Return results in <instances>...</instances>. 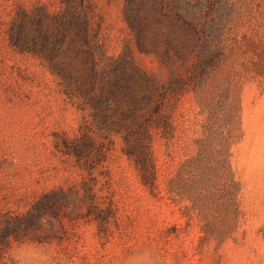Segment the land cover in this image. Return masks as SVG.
Returning <instances> with one entry per match:
<instances>
[{
	"label": "trees",
	"instance_id": "16d2710c",
	"mask_svg": "<svg viewBox=\"0 0 264 264\" xmlns=\"http://www.w3.org/2000/svg\"><path fill=\"white\" fill-rule=\"evenodd\" d=\"M221 8L215 0H124L130 38L112 55L95 0H39L16 7L7 29L10 43L42 59L82 112L77 132L56 131L54 145L84 174L71 186L40 194L25 211L0 210V264H8L13 242L48 241L52 219L62 229L66 218L111 222L117 207L112 199L102 201L95 185L96 172H107L116 136L155 188V138L174 136L176 110L188 91L195 92L206 116L194 154L180 162L168 191L183 204L188 223L198 219L201 245L235 238L245 216L232 160L242 137L241 107L237 98L233 111L231 81L221 77L231 57ZM137 51L156 58L166 75L144 67Z\"/></svg>",
	"mask_w": 264,
	"mask_h": 264
},
{
	"label": "rangeland",
	"instance_id": "374dc122",
	"mask_svg": "<svg viewBox=\"0 0 264 264\" xmlns=\"http://www.w3.org/2000/svg\"><path fill=\"white\" fill-rule=\"evenodd\" d=\"M0 0V210L25 211L40 194L80 181L83 171L58 152L54 133L74 135L82 112L62 91L56 76L38 56L22 52L8 38V26L20 3ZM47 1V0H43ZM226 14V84L231 81L233 111L240 105L242 137L233 146V166L242 183L245 216L235 238L201 245L198 219L188 223L183 204L168 191L180 162L194 154L206 113L194 91L176 110L171 139L154 141L155 188L144 181L120 136L98 175L95 190L111 199L117 213L107 225L95 219H56L45 242H13L8 264H264V0H215ZM109 53L117 55L130 38L124 0H95ZM57 7V4H53ZM237 47L236 50L230 49ZM148 70L165 76L156 58L136 52Z\"/></svg>",
	"mask_w": 264,
	"mask_h": 264
}]
</instances>
